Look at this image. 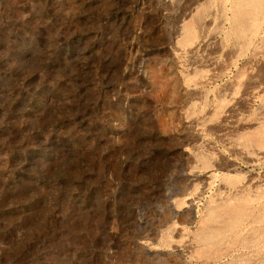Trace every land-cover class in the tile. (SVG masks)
I'll return each instance as SVG.
<instances>
[{"label":"rangeland","instance_id":"rangeland-1","mask_svg":"<svg viewBox=\"0 0 264 264\" xmlns=\"http://www.w3.org/2000/svg\"><path fill=\"white\" fill-rule=\"evenodd\" d=\"M237 3L0 0V264H264V4Z\"/></svg>","mask_w":264,"mask_h":264},{"label":"bare ground","instance_id":"bare-ground-1","mask_svg":"<svg viewBox=\"0 0 264 264\" xmlns=\"http://www.w3.org/2000/svg\"><path fill=\"white\" fill-rule=\"evenodd\" d=\"M243 2L245 3H248L249 5H251L250 7H248L249 9H245L244 7H246V5L242 4ZM264 4V0H238V9L237 11L241 14H248V15H252V14H256L257 12H259V10L261 9L262 5ZM7 24V23H6ZM8 29H6L7 31ZM10 32V31H9ZM198 45V44H197ZM14 75V74H13ZM207 79V78H206ZM221 162V161H220ZM216 166V165H215ZM218 166V165H217ZM221 166H219L220 168ZM226 168V167H225ZM185 171V170H184ZM197 173V172H196ZM189 174V173H188ZM199 174V173H198ZM197 175V174H196ZM195 174H193V176H196ZM209 175V174H208ZM181 177H186V174L183 172L182 173V176ZM206 177V176H205ZM199 178V177H198ZM207 178V177H206ZM193 179V178H191ZM197 180V179H196ZM185 181V180H184ZM194 181V180H193ZM204 182V181H203ZM214 184V183H213ZM249 196V195H248ZM262 196V195H261ZM194 198H195V195H190V196H187L186 199V204H185V210H187L190 215L192 214V206H193V203H194ZM249 199V198H248ZM252 199V198H251ZM254 199H252L251 201L253 202ZM250 201V200H249ZM250 201V202H251ZM261 201V200H260ZM263 201V200H262ZM216 205V204H215ZM214 206V205H213ZM224 208V207H223ZM227 208H225L226 210ZM240 210V207L237 206L235 208H229L228 210V215H229V220L226 221V228L230 229V230H233V227L236 226L238 227L239 224L238 223V211ZM174 212V211H173ZM261 212V211H259ZM226 214V213H225ZM253 215V214H252ZM193 216V215H192ZM261 218H257V222L259 221L260 223V228L258 229V231H256V235L257 238L259 240H264V214L262 216H260ZM254 219V218H253ZM252 222V221H251ZM250 222V223H251ZM254 222V221H253ZM252 222V223H253ZM249 223V224H250ZM256 223V222H255ZM248 224V225H249ZM220 225V224H219ZM255 226V225H254ZM258 226V225H256ZM224 228V227H223ZM246 228V227H245ZM213 233L214 236H217V235H220L222 233V229H216V230H211ZM237 233V232H235ZM105 239V237H104ZM256 239V238H255ZM106 240V239H105ZM50 241V240H49ZM108 243V242H107ZM148 243V242H147ZM147 243H144L145 245ZM253 243V242H252ZM106 244V243H105ZM141 244V243H140ZM244 244V243H243ZM43 245V243H42ZM59 245V244H58ZM108 245V244H107ZM143 245V244H142ZM256 245V244H255ZM259 245V244H258ZM64 246V245H63ZM109 246V245H108ZM113 246V245H112ZM243 246V245H242ZM29 247V246H28ZM62 247V246H61ZM115 247V246H114ZM117 247V246H116ZM100 249H101V246H98V244H94L93 245V249L91 251V262L92 264H95V260L99 257V252H100ZM263 249V248H262ZM258 250V249H257ZM43 251V250H42ZM47 251V250H46ZM240 251V250H239ZM33 253V252H32ZM46 253V252H45ZM42 257V256H41ZM111 257V256H110ZM101 258V257H100ZM28 259V258H27ZM90 260V259H89ZM39 261V260H38ZM19 262V261H18ZM17 262V264H18ZM23 263H26V260L24 259Z\"/></svg>","mask_w":264,"mask_h":264}]
</instances>
